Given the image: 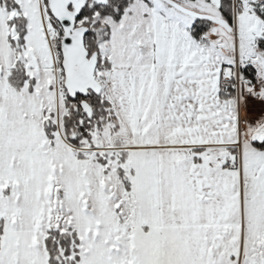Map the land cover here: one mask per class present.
Here are the masks:
<instances>
[{
	"label": "snow or ice",
	"instance_id": "1",
	"mask_svg": "<svg viewBox=\"0 0 264 264\" xmlns=\"http://www.w3.org/2000/svg\"><path fill=\"white\" fill-rule=\"evenodd\" d=\"M0 264H264V0H0Z\"/></svg>",
	"mask_w": 264,
	"mask_h": 264
}]
</instances>
